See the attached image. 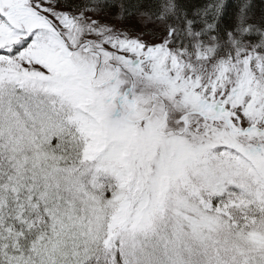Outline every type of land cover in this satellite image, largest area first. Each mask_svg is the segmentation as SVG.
<instances>
[{"label": "snow or ice", "instance_id": "obj_1", "mask_svg": "<svg viewBox=\"0 0 264 264\" xmlns=\"http://www.w3.org/2000/svg\"><path fill=\"white\" fill-rule=\"evenodd\" d=\"M0 264H264V0H0Z\"/></svg>", "mask_w": 264, "mask_h": 264}]
</instances>
